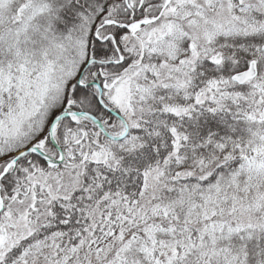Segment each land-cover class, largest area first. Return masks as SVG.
<instances>
[{
	"label": "snow or ice",
	"instance_id": "1",
	"mask_svg": "<svg viewBox=\"0 0 264 264\" xmlns=\"http://www.w3.org/2000/svg\"><path fill=\"white\" fill-rule=\"evenodd\" d=\"M0 264H264V0H0Z\"/></svg>",
	"mask_w": 264,
	"mask_h": 264
}]
</instances>
